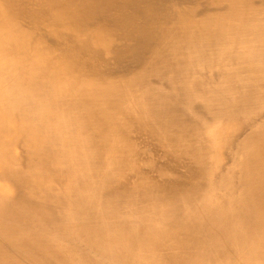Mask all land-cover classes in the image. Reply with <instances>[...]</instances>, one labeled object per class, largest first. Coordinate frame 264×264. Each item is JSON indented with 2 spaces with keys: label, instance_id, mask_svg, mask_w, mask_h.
Returning a JSON list of instances; mask_svg holds the SVG:
<instances>
[{
  "label": "bare ground",
  "instance_id": "obj_1",
  "mask_svg": "<svg viewBox=\"0 0 264 264\" xmlns=\"http://www.w3.org/2000/svg\"><path fill=\"white\" fill-rule=\"evenodd\" d=\"M0 264H264V0H0Z\"/></svg>",
  "mask_w": 264,
  "mask_h": 264
}]
</instances>
